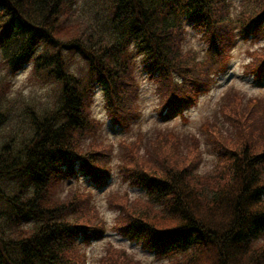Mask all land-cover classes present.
Segmentation results:
<instances>
[{
    "label": "trees",
    "instance_id": "obj_1",
    "mask_svg": "<svg viewBox=\"0 0 264 264\" xmlns=\"http://www.w3.org/2000/svg\"><path fill=\"white\" fill-rule=\"evenodd\" d=\"M76 1L0 0L2 61L14 74L31 64L34 77L53 87L48 106L26 103L24 137L0 144V264H87L81 244L107 231L90 189L68 183L81 172L105 186L112 173L113 145L101 142L100 122L90 115L99 87L108 116L130 128L140 114L136 70L156 83L162 111L193 99L197 86L208 88L237 43L234 29L264 47L257 40L264 39V0H239L235 14L233 0H109L113 12L100 28L73 11ZM186 24L198 29L203 58L185 47ZM67 53L84 58L85 75ZM251 54L247 72L260 78L264 49ZM222 95L229 136L211 135L218 156L211 176H200L193 159L159 152L164 132L139 130L135 141L117 144L123 179L148 198L133 204L128 192L112 193L118 214L111 228L158 257L181 254L174 264H264V95L248 97L234 84ZM10 103L0 96V126ZM100 264L148 263L109 245Z\"/></svg>",
    "mask_w": 264,
    "mask_h": 264
},
{
    "label": "rangeland",
    "instance_id": "obj_2",
    "mask_svg": "<svg viewBox=\"0 0 264 264\" xmlns=\"http://www.w3.org/2000/svg\"><path fill=\"white\" fill-rule=\"evenodd\" d=\"M233 2L235 4L233 14H235L239 0H233ZM73 11L82 14L81 16L86 20L100 23V28L110 21L113 9H111L109 0H77ZM186 25L185 47L192 49L198 58H203L205 48L198 29L192 27L191 24ZM233 31L237 43L229 50L228 60L224 61L223 70L215 77L213 84H210L205 92L200 93L198 103L188 109L184 113V117L177 116L173 119H164L162 111L158 109L157 85L152 82L147 73H139L140 69L136 70L139 83V98L136 105L140 114L137 120L130 123V128L121 127L108 116L101 87L94 93V97L90 102V115L96 117L100 122L98 128L99 134H101V142L112 144L116 154L111 158L112 173L105 186L91 182V177L81 172L79 178L75 175L70 180L71 182H68L72 184V187H80L77 190L82 191L81 187L83 185L90 189L93 201L98 206L100 214L108 226L107 231L103 232L100 238L81 244L80 251L86 258L87 264H100L101 258L106 255L109 245L119 246L125 249L133 258L148 264H174L181 258V254L176 253L171 254L170 257H158L157 254L147 251L142 244H138L119 233L117 234L111 228L118 214L116 209L110 207L108 201L115 197L110 198L112 193L128 192L131 202L138 198H148L141 188H136L128 180L123 179L119 170V165L122 162L120 155L123 153V149L118 148L117 144L125 138L128 141H135L139 130L152 137L164 132L168 136V141L163 140L159 144V152L169 153L177 159L185 158L187 161L193 159L198 163L196 170L200 176H211L217 168L218 162V156L212 145V137L215 136L216 139L220 140L229 136L227 124L222 123L224 114L219 112V106L223 100L222 94L230 84H234L235 89L242 90L248 97L249 95L258 97L264 95V88H261L256 82L257 78L250 77V82L246 79L248 67L245 66L253 60L251 53H256L257 50L260 51L264 47L261 44L243 40L239 36L238 29ZM46 49V46H41L38 52L44 53ZM67 54L68 61L71 62L73 69L77 73L85 75L87 64L84 58L78 53ZM51 86L48 80L45 82L40 77H34L31 64L24 65V69L20 73L14 74L0 57V96L5 93L8 100L11 101L7 110L8 120L0 126V144L7 138L20 139L24 137L29 128L30 107L38 110L43 106H48L53 99V87ZM26 103L30 106L29 108ZM205 129L211 130V133L208 132L207 134ZM212 134L213 136H211ZM139 148L141 153H146V148L143 146H139ZM260 239L264 242V238L261 237Z\"/></svg>",
    "mask_w": 264,
    "mask_h": 264
}]
</instances>
